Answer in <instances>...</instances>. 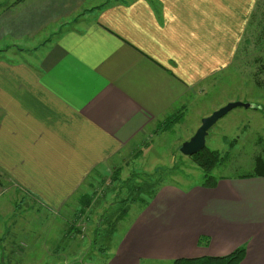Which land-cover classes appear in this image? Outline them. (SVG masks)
<instances>
[{"label":"crops","instance_id":"crops-1","mask_svg":"<svg viewBox=\"0 0 264 264\" xmlns=\"http://www.w3.org/2000/svg\"><path fill=\"white\" fill-rule=\"evenodd\" d=\"M263 7V0H0V206L11 195L61 214L77 202L86 181L108 171L145 129L233 68ZM202 184L158 188L106 264H169L240 247L241 264H264V177Z\"/></svg>","mask_w":264,"mask_h":264},{"label":"rangeland","instance_id":"rangeland-1","mask_svg":"<svg viewBox=\"0 0 264 264\" xmlns=\"http://www.w3.org/2000/svg\"><path fill=\"white\" fill-rule=\"evenodd\" d=\"M256 18L264 24V8ZM257 26L254 23L242 63L197 87L188 107L173 115L181 116L171 130L145 129L126 153L111 160L108 171L86 181L78 201L61 214L32 199L11 201L8 195L0 206V264H106L107 255L158 188L176 185L185 190L204 182V172L193 156L181 153V147L194 137L203 119L229 103L252 108L233 109L209 131L206 148L223 158L211 175L238 181L254 173L257 160L264 158V86H257L253 78L264 72L255 60L262 45ZM260 75L264 84V74Z\"/></svg>","mask_w":264,"mask_h":264},{"label":"trees","instance_id":"trees-1","mask_svg":"<svg viewBox=\"0 0 264 264\" xmlns=\"http://www.w3.org/2000/svg\"><path fill=\"white\" fill-rule=\"evenodd\" d=\"M23 0H18V2H21ZM264 1V0H263ZM264 8V7H263ZM256 10H260V2L257 5ZM258 13H256V11L253 13L252 17H251V21L249 22L247 29L244 33L243 36V40L241 42V47L239 49L238 55H237V60L234 63V68L237 66V64L242 63V52L246 50V47L248 48L251 44H250V39H253V29L254 27V23H256L258 29L260 30V32L257 34L261 36L257 39V41H259L260 43H262L261 47H260V57H257L256 62L260 63V69L261 67H264V24L261 23H257V17ZM256 18V19H255ZM242 58V59H241ZM260 74H264V72L258 71L257 73H255L253 75V78L255 79V84L257 86H264V84L261 83V75ZM179 116H181L179 114ZM179 116H171L169 118H167L163 123H160L159 126H161V131H169L171 130V128L177 124L180 121V117ZM194 162L197 164V166L204 172V182L202 184L203 187H208V188H215L217 183H218V179L213 177L211 175V173L214 171V169L217 168V165H219L222 161L223 158L220 157L219 152L217 151H211L208 148H205L204 150H202L199 154L195 155L192 157ZM259 161V162H258ZM256 169L254 170V173L249 174L244 176L243 178H253V177H264V158H259L257 160V164H256ZM0 178H4L1 173H0ZM1 182V179H0ZM155 193V192H154ZM153 193V194H154ZM152 194V196H153ZM151 196V197H152ZM84 199H87L88 196H84ZM199 245L202 247H207L208 246V239L206 238H201L199 241ZM245 254H246V248L245 247H240L238 248L236 251H234L232 254L228 255V256H224V257H201V258H196V259H178L175 260L172 264H241L245 258Z\"/></svg>","mask_w":264,"mask_h":264},{"label":"water","instance_id":"water-1","mask_svg":"<svg viewBox=\"0 0 264 264\" xmlns=\"http://www.w3.org/2000/svg\"><path fill=\"white\" fill-rule=\"evenodd\" d=\"M235 108H252L251 104L242 102L229 103L227 106L214 112L210 117L202 120L201 127L196 132L194 137L189 141L185 142L181 147V153L186 157H192L199 154L206 148V138L209 131L217 124V122L225 117L229 112Z\"/></svg>","mask_w":264,"mask_h":264}]
</instances>
